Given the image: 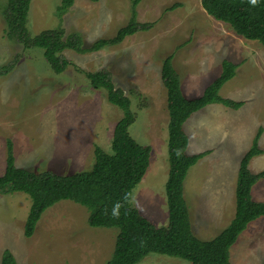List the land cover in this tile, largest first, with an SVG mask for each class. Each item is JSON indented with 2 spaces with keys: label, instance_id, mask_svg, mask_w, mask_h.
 I'll use <instances>...</instances> for the list:
<instances>
[{
  "label": "rangeland",
  "instance_id": "374dc122",
  "mask_svg": "<svg viewBox=\"0 0 264 264\" xmlns=\"http://www.w3.org/2000/svg\"><path fill=\"white\" fill-rule=\"evenodd\" d=\"M60 2L31 0L28 27L33 35L61 28L64 38L79 36L82 47H89L99 38L116 35L133 10L148 28L96 51L66 48L61 54L69 65L56 73L42 49H24L7 37L6 0H0V67L8 68H0V175L5 172L8 141L17 166L58 175L91 169L95 145L110 152L123 112L109 102L105 89L94 87L86 77L87 72L107 71L114 85L131 98L136 119L130 134L152 148L150 168L134 188L132 204L156 226H166L169 113L163 61L173 57L185 95L196 97L221 74L227 59L238 67L220 94L244 104L232 109L212 103L184 123L187 152L210 151L189 169L185 180L192 230L200 239L214 238L235 217L240 160L260 128L259 146L264 150V46L213 18L201 0H141L136 7L132 0H75L63 14L58 11ZM249 169L264 170V153L251 159ZM3 190L0 257L9 250L18 264H105L112 256L117 228L90 226L87 207L60 200L44 211L27 237L30 196ZM252 196L264 201V177L253 185ZM204 223L210 226L206 224L205 232ZM230 259L232 264H264V216L240 234ZM138 264L191 263L151 253Z\"/></svg>",
  "mask_w": 264,
  "mask_h": 264
},
{
  "label": "trees",
  "instance_id": "16d2710c",
  "mask_svg": "<svg viewBox=\"0 0 264 264\" xmlns=\"http://www.w3.org/2000/svg\"><path fill=\"white\" fill-rule=\"evenodd\" d=\"M140 1L132 0L133 6L136 7ZM74 2L61 0L58 11L63 14ZM30 3L31 0H6V35L24 49H42L46 61L56 73H62L69 65L61 54L66 48L79 52L96 51L116 45L127 36L148 28L146 23L137 20L136 10H133L129 23L120 27L116 35L99 38L89 47H82L81 37L64 38L65 31L61 28H49L33 35L28 27ZM201 4L213 18L230 25L246 39L257 40L264 46V0H201ZM172 59V56L166 57L161 70L169 113V175L166 181L168 224L156 226L132 204L133 190L150 165L152 148L140 144L130 134V126L136 119L131 109V98L114 85L107 71H95L87 72L86 77L94 87L106 90L109 102L121 109L123 115L114 127L111 151L95 145L91 169L68 175L51 171L36 172L17 166L13 143H7L6 167L0 175V188L30 196L32 204L25 222V236L33 235L47 208L60 200H72L88 208L90 226L117 228L114 251L105 264H138L151 253L178 257L191 264H232V245L252 221L264 216V201H256L252 196V187L264 177V170L252 173L249 169L251 159L264 153L259 146L262 128L240 160L235 217L214 238H198L192 230L189 207L184 197V182L189 169L210 151L187 152L189 137L184 123L193 113L209 104L221 103L239 109L244 101L225 98L220 94L223 85L235 76L237 63L223 60L221 74L206 86L202 94L187 97ZM6 67L4 64L0 68ZM0 264L18 263L14 255L5 250Z\"/></svg>",
  "mask_w": 264,
  "mask_h": 264
},
{
  "label": "crops",
  "instance_id": "0c3cea01",
  "mask_svg": "<svg viewBox=\"0 0 264 264\" xmlns=\"http://www.w3.org/2000/svg\"><path fill=\"white\" fill-rule=\"evenodd\" d=\"M184 129H185V128H184ZM185 131H186V130H185ZM186 133H187V131H186ZM187 134H188V133H187ZM188 137H189V135H188ZM188 146H189V145H188ZM167 150H168V149H167ZM200 152H201V151H200ZM162 153H164V154H162V155L165 156V148H164V150H163ZM151 158H153L152 155H151ZM150 162H151V160H150ZM149 168H150V166H149ZM186 177H187V176H186ZM185 180H186V179H185ZM236 185H237V180H236ZM3 189H4V188H0V191H1L2 193H4V190H3ZM184 189H185V182H184ZM6 190H7V189H6ZM235 192H236V191H235ZM185 198H186V197H185ZM208 209H209V208H208ZM189 212H190V210H189ZM190 217H191V213H190ZM206 224L208 225V223H206ZM206 224L204 223V224L201 225V227H202V231H203V232H205L203 228L206 226ZM208 226H209V225H208ZM209 227H210V226H209ZM209 229H210V228H209ZM209 229H207V230H209ZM221 231H222V230H221ZM221 231H220V232H221ZM220 232H219V233H220ZM196 236H197V235H196ZM207 240H209V239H207ZM2 254H3V253H2ZM0 258H2V256H1ZM0 263H1V261H0Z\"/></svg>",
  "mask_w": 264,
  "mask_h": 264
}]
</instances>
